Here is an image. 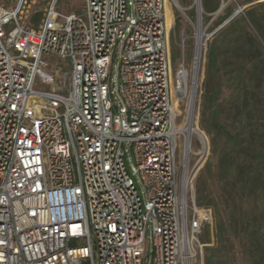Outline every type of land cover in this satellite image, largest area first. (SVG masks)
I'll use <instances>...</instances> for the list:
<instances>
[{
	"label": "built area",
	"instance_id": "2783aa9c",
	"mask_svg": "<svg viewBox=\"0 0 264 264\" xmlns=\"http://www.w3.org/2000/svg\"><path fill=\"white\" fill-rule=\"evenodd\" d=\"M24 1L0 4V264H195L212 222L190 167L205 141L185 132L191 98L176 122L167 1L85 0L84 19L53 0L38 28ZM51 54L71 58L70 85L37 90L55 82Z\"/></svg>",
	"mask_w": 264,
	"mask_h": 264
},
{
	"label": "trees",
	"instance_id": "16d2710c",
	"mask_svg": "<svg viewBox=\"0 0 264 264\" xmlns=\"http://www.w3.org/2000/svg\"><path fill=\"white\" fill-rule=\"evenodd\" d=\"M211 1L202 3L206 10L214 11L218 6ZM263 9L261 2L247 15L233 18L207 43L211 90L205 91L204 103L210 108L207 123L214 130L210 149L216 162L209 158L196 184L198 204L212 210L204 264H229L232 254L221 248L233 235L250 238L252 245L245 243L249 258L255 264L264 263ZM208 178L217 183V195L207 193ZM222 206L228 212L227 219ZM211 227L217 248L212 246Z\"/></svg>",
	"mask_w": 264,
	"mask_h": 264
},
{
	"label": "rangeland",
	"instance_id": "374dc122",
	"mask_svg": "<svg viewBox=\"0 0 264 264\" xmlns=\"http://www.w3.org/2000/svg\"><path fill=\"white\" fill-rule=\"evenodd\" d=\"M20 0H0V4L6 6L7 8H14ZM53 0H25L21 12V23L28 28H38L42 24L45 14L48 11ZM167 1V11L169 14V72H170V81L171 89L174 91L176 72L179 68L185 67L189 71V93L184 98V101L180 100L176 96V106H177V116L176 122L181 125L185 122L187 118V110L189 108V102L191 97V90L193 84V75H194V53H195V41H196V32L198 27V21L196 20V5L195 0H178L179 5L184 8H179L175 0H166ZM264 0H212L211 4L217 5L218 8L214 11H209L204 8L203 18H202V29L204 32L203 36V47L201 53V59L198 67V76L196 79V97H195V107H194V128L198 130L201 134V137L205 141V150L202 154L194 155L191 157L190 167L193 168L192 175V186L196 190V184L198 182V176L200 171L206 165V162L212 160L213 163L216 162V156H212V151L210 149V139L214 134V130L209 127L207 119L210 116V108H208L205 103L204 93L211 90L210 82L207 81L209 78V69L208 61L209 56L207 54V43L220 32V30L230 24L233 18L239 17L241 15H247L251 8L257 7ZM204 7V6H203ZM222 7L221 10H219ZM56 10L63 15H68L70 13H77L82 16L84 19H87V10L85 5V0H58L56 5ZM264 10V9H263ZM185 13L189 15L193 22L189 21L185 16ZM39 15L40 20L37 21V16ZM60 23L61 20L56 18ZM14 25H7L6 29L9 30ZM252 31L256 33V30L252 28ZM183 38L186 40L184 41ZM223 55H219L221 58ZM43 59L48 63L47 66H44L43 69L49 73H52L55 77L54 83H43L41 79H37L35 84V89L42 91H51L57 89L61 83L66 81L67 86L70 85V74L72 69L71 58L65 59L58 55H44ZM220 61V60H219ZM219 66V65H218ZM59 70L58 72L56 70ZM224 70L220 71L222 75ZM209 80V79H208ZM65 92V91H64ZM43 106L45 104H42ZM46 111L56 112L55 109L50 107H45ZM194 149L196 151L203 150V147L198 139L195 136L194 140ZM180 153V151H179ZM200 162V163H199ZM179 168H182V164H179ZM207 184V193L211 195H217L218 185L212 179L208 178ZM222 214L225 219H227V210L222 206ZM208 223L205 225L203 232L201 234V241L204 244V241L208 238ZM210 237L213 240L212 246L215 248L218 247V241L213 237V227L210 228ZM215 240V241H214ZM252 245L250 238L243 237L242 235L231 236V241L225 244L223 249L224 253H231V258H229V264H255L249 257L247 252V247ZM220 248V247H219ZM220 249V250H221ZM218 251V250H217ZM205 246H203V254L198 258L195 264H204L205 259ZM217 263V262H216ZM264 264V263H262Z\"/></svg>",
	"mask_w": 264,
	"mask_h": 264
},
{
	"label": "bare ground",
	"instance_id": "6f19581e",
	"mask_svg": "<svg viewBox=\"0 0 264 264\" xmlns=\"http://www.w3.org/2000/svg\"><path fill=\"white\" fill-rule=\"evenodd\" d=\"M202 34H203V29L200 28V26H199L198 31H197V35H198V39H199V44H198V52L199 53L197 54L196 63H195V67H194V71L196 70L195 73H197V69L199 67L198 63H199V58H200V51L202 50L201 45H200V40H201ZM181 71H180L181 72L180 73L181 86L183 88L184 93H187V95H188V93H189V87H188V85H189L188 84L189 83V81H188L189 80V71L186 68H181ZM194 76H195V74L193 75V84H192L191 95H192V92H194V90L196 88L195 82H196L197 77L196 76L194 77ZM193 96H194V94H193ZM190 106H191L190 107V118H191V116L193 114V104H191ZM185 132H187L188 136L194 132L195 134H197L201 137L200 132L198 130H196L195 128H193L191 125L186 126Z\"/></svg>",
	"mask_w": 264,
	"mask_h": 264
},
{
	"label": "water",
	"instance_id": "95a60500",
	"mask_svg": "<svg viewBox=\"0 0 264 264\" xmlns=\"http://www.w3.org/2000/svg\"><path fill=\"white\" fill-rule=\"evenodd\" d=\"M198 1V3L201 5V0H197ZM222 9V7L219 9V10H221ZM196 53L198 54L199 52H198V47H197V50H196ZM200 55H201V51H200ZM199 64V63H198ZM196 72V70L194 71V74H195V76L197 77L198 76V69H197V73H195ZM194 76V77H195ZM196 92H197V89L195 88V90H194V92H192V95H191V104H193V110H194V107H195V97H196ZM193 94H194V96H193Z\"/></svg>",
	"mask_w": 264,
	"mask_h": 264
}]
</instances>
